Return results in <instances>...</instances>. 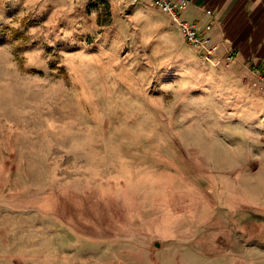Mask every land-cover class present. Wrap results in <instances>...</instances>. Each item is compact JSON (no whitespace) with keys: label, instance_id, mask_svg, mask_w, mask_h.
<instances>
[{"label":"rangeland","instance_id":"obj_1","mask_svg":"<svg viewBox=\"0 0 264 264\" xmlns=\"http://www.w3.org/2000/svg\"><path fill=\"white\" fill-rule=\"evenodd\" d=\"M39 13L0 23V264H262L263 142L201 56L154 14Z\"/></svg>","mask_w":264,"mask_h":264},{"label":"crops","instance_id":"obj_2","mask_svg":"<svg viewBox=\"0 0 264 264\" xmlns=\"http://www.w3.org/2000/svg\"><path fill=\"white\" fill-rule=\"evenodd\" d=\"M102 1V0H101ZM120 0L105 1L117 9H125L135 20L146 14L167 19L166 24L178 36L197 61L202 59L188 46L169 17L155 8L150 0L123 7ZM92 0H0V23H9L15 16L40 14L43 10L56 14L85 9ZM179 7L180 18L192 25L200 36L215 46L217 65L202 61L215 73V87L221 88L231 103V123L240 128L239 139L263 142V147L248 149V188L255 190L253 200L240 210L252 214V219L264 222V0H172ZM51 19H49L50 21ZM211 26L209 31L205 28ZM196 61V60H195ZM200 61V62H201ZM229 83V84H228ZM252 157V159H251ZM254 157V158H253ZM261 263L264 264V244Z\"/></svg>","mask_w":264,"mask_h":264},{"label":"built area","instance_id":"obj_3","mask_svg":"<svg viewBox=\"0 0 264 264\" xmlns=\"http://www.w3.org/2000/svg\"><path fill=\"white\" fill-rule=\"evenodd\" d=\"M141 1L142 0H120L119 2L123 5V7L127 8ZM150 2L155 8L159 9L162 13L169 17L170 22L178 28L185 43L191 48L197 50L205 62L217 65V62L214 59L215 46L210 44V40L208 38L200 36L192 25L180 18L179 10L184 7V4L177 7L172 0H150ZM210 29L211 26H207L205 28L206 31H209Z\"/></svg>","mask_w":264,"mask_h":264}]
</instances>
